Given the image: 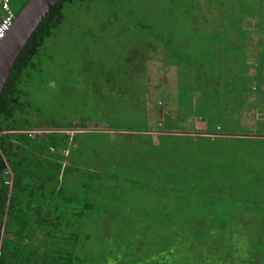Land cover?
I'll list each match as a JSON object with an SVG mask.
<instances>
[{
	"label": "rangeland",
	"instance_id": "374dc122",
	"mask_svg": "<svg viewBox=\"0 0 264 264\" xmlns=\"http://www.w3.org/2000/svg\"><path fill=\"white\" fill-rule=\"evenodd\" d=\"M26 2L11 0L13 11ZM63 12L34 59L36 68L26 71L22 102L30 108L20 123L139 131L188 129L190 120L208 116L214 127L230 130L240 126L243 96L258 94L250 84L264 81L246 82L252 70L264 71V48L255 59L247 54L249 33L220 38L211 30L225 20L227 28L264 30V0H86ZM191 28L209 29L200 34L210 37L192 42L205 37L208 47L186 44ZM224 50L226 58H219ZM173 66L166 83V68ZM75 143L64 186L79 197L74 205L83 215L69 231L78 237L76 255L84 264H183L184 251L193 263L192 241L178 232L186 223L227 227L225 234L228 227L253 228L248 242L235 234L232 245L208 256L211 264H264V144L194 146L172 139L157 149L139 137L86 132ZM246 244L261 246L260 259L246 260Z\"/></svg>",
	"mask_w": 264,
	"mask_h": 264
},
{
	"label": "trees",
	"instance_id": "16d2710c",
	"mask_svg": "<svg viewBox=\"0 0 264 264\" xmlns=\"http://www.w3.org/2000/svg\"><path fill=\"white\" fill-rule=\"evenodd\" d=\"M85 1L61 0L53 8L21 52L0 98V264H84V260L76 255L78 237L69 231L73 228V220L83 214L77 212L74 205L79 202V197L68 195L65 190L66 173H63L62 164L66 159L60 155V151L68 149L71 137L63 133V128L48 127L49 133L32 138L28 132L42 130L44 126L36 127L27 121H19L30 108L27 102H22L26 96L21 89L26 71L36 68L34 59L40 54L46 39L64 21V6ZM22 8L14 14L17 16ZM221 27L211 29L216 30L220 38L227 30L234 29L227 28V20ZM199 29L188 30L190 38L187 37L185 42L190 47L196 46L192 43L194 37H210L208 28ZM204 31L208 34L201 35L200 32ZM203 39H199L200 43ZM260 96L258 101L263 102L259 105L263 107L264 99ZM8 169L12 173V185L8 184L5 175ZM185 225L182 224L183 228L178 232L185 243L192 241L198 260L192 263L186 257L189 251H184L183 264H211L208 251L232 245L235 234L240 237L243 233L248 242L252 234L249 230L253 231L250 227L234 226L228 227L230 232L225 234L227 227L205 228L194 223L190 228L187 223ZM245 247L246 260L260 259L261 246L253 244L250 249L246 244ZM182 262L181 259L179 264ZM219 262L220 259L215 264Z\"/></svg>",
	"mask_w": 264,
	"mask_h": 264
},
{
	"label": "crops",
	"instance_id": "0c3cea01",
	"mask_svg": "<svg viewBox=\"0 0 264 264\" xmlns=\"http://www.w3.org/2000/svg\"><path fill=\"white\" fill-rule=\"evenodd\" d=\"M0 17H1V14H0ZM230 31L232 33L227 32L226 35H232L235 33L242 34L243 32L249 33L250 39L248 41L247 54L252 59H255L258 57V54L261 52L262 47L264 48V30L259 29V28H240V29L234 28ZM253 32L255 33V35L253 34ZM199 44L205 47H208L209 45L207 40H204L202 43H199ZM200 45L196 44L197 47H199ZM226 53H225V50L223 52L220 51L218 53V57L226 58V55H225ZM191 55H193V53ZM231 60L236 62V59H231ZM192 62H194V59L192 60ZM174 68H176V66L166 68L167 69L166 72L167 73L169 72V74L167 75L168 77L165 76L166 83L171 82L170 74L172 73V69ZM257 74L259 77L258 76L256 77ZM250 77H255L257 79L263 78L264 71L257 73L255 70H252L251 72L247 74L246 82H248L251 79ZM243 85L244 83L242 82L241 86ZM250 85L252 86V91H251L252 94L257 93V92L258 94L254 97H250L248 95L247 98H244L243 96L242 103H241L242 108L239 109L240 116H241L240 126L233 127L230 130L226 129L224 125L223 126L219 125V126L214 127L208 122L209 120L207 121L208 116H205V119H202L201 117H195L196 119L190 120L188 129L187 128L180 129V128H172V127L167 128L165 126H160V125L155 128H148L146 130H139V131L121 130L117 128L110 129V128H106V126H103V125H96L97 128L95 129H89L87 128V126L83 127L82 129H62V131H64L63 133H67L71 137V141H70V145L68 149L62 152L60 151V155L63 157V159H66L62 164L63 173H66L67 168H68V166L66 165L70 164V160L75 159L74 151L77 150V147L75 146L76 143L75 141H73V139L75 140L77 134H80L81 132H86V134H97V135H106V136L109 134V136L111 137H115V136L139 137V138H143L145 140L150 141L152 146L157 149L162 146V141H168L172 139L173 140H177V139L186 140V143L194 145V146H201L202 144L218 145L219 143L231 144L233 142L234 143L235 142H239V143L247 142V143H255V144H264V108L261 105H259L263 102V100H261L262 101L261 103L258 101V99H260L261 97L260 95H262L264 99V81L263 82L257 81L256 84H250ZM232 93H233V90L228 88L227 96L230 95L231 100L233 101ZM229 110H231V105L229 107ZM168 112H170V108ZM219 113H220L219 117L221 118H224L226 115L225 113H222L220 111ZM233 115L236 116L237 114L234 113ZM195 120L198 122H196ZM34 131H40L43 134L50 132L48 128H44L42 130H34ZM34 131H30V132H34ZM30 132H28V134ZM30 136L32 138H35L36 136H39V135L30 134ZM140 151H141V147L136 152L139 153ZM143 152L146 155V147H143ZM150 157H153V155H151ZM76 168H72V169L75 170Z\"/></svg>",
	"mask_w": 264,
	"mask_h": 264
},
{
	"label": "water",
	"instance_id": "95a60500",
	"mask_svg": "<svg viewBox=\"0 0 264 264\" xmlns=\"http://www.w3.org/2000/svg\"><path fill=\"white\" fill-rule=\"evenodd\" d=\"M61 0H30L0 46V98L24 47Z\"/></svg>",
	"mask_w": 264,
	"mask_h": 264
},
{
	"label": "built area",
	"instance_id": "2783aa9c",
	"mask_svg": "<svg viewBox=\"0 0 264 264\" xmlns=\"http://www.w3.org/2000/svg\"><path fill=\"white\" fill-rule=\"evenodd\" d=\"M2 13L0 17V46L5 40L8 33L11 31L16 15L14 14L9 0H3L1 2ZM6 177L8 178V184L12 185V173L8 169L6 172Z\"/></svg>",
	"mask_w": 264,
	"mask_h": 264
}]
</instances>
